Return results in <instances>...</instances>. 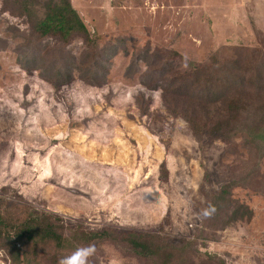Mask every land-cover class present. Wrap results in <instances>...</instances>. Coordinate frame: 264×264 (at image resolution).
Segmentation results:
<instances>
[{"label": "rangeland", "instance_id": "374dc122", "mask_svg": "<svg viewBox=\"0 0 264 264\" xmlns=\"http://www.w3.org/2000/svg\"><path fill=\"white\" fill-rule=\"evenodd\" d=\"M45 1L28 0L37 17ZM71 5L99 47L124 40L103 83L89 84L75 71L70 82L57 85L45 73L60 60L78 63L88 53L83 38L65 44L37 38L34 21L0 0V197L87 230L155 234L160 246L177 249L172 264H264V159L249 153L240 136L196 137L167 110L160 89L141 83L146 67L127 75L135 53L146 48L177 54L181 71L238 52L264 53V0ZM36 57L37 69L23 67L24 59ZM231 181L232 199L252 211L251 219L226 224L223 215L206 217V192ZM95 248L88 264L161 262L111 243ZM23 251V264L60 259L52 244ZM0 264H13L2 247Z\"/></svg>", "mask_w": 264, "mask_h": 264}, {"label": "trees", "instance_id": "16d2710c", "mask_svg": "<svg viewBox=\"0 0 264 264\" xmlns=\"http://www.w3.org/2000/svg\"><path fill=\"white\" fill-rule=\"evenodd\" d=\"M9 2L15 6L13 13L29 17L31 23L34 21L31 29L37 38H55L63 44L75 35L83 38L88 53L82 55L78 63L74 58L70 63L60 60L57 69L53 65L54 70L50 68L45 73L56 79L57 85L70 82L75 71L89 84L105 81V69L112 55L117 53L118 45L124 43L123 39H119L118 44L99 47L72 7L71 0L45 1L41 17H37L36 8H31L28 0ZM176 59L181 61L175 53L152 52L146 48L135 53L127 75L132 76L140 72L142 66L146 67L140 75L141 83L152 90L160 89L167 110L182 117L196 137L205 134L231 140L240 136L249 153L258 161L264 159V53L238 52L231 59L221 61L214 58L209 64L195 66L189 71L179 70ZM36 61L37 57L26 58L21 63L24 68L35 70L38 67ZM138 101L142 107L143 97ZM235 186L231 181L218 191L206 192V217L223 215L226 224L251 219L252 211L231 197ZM161 242L163 246L157 243V235L152 233L87 230L80 224L64 222L45 211L28 209L26 204L9 197H0V247L7 250L13 264L27 263L23 249L28 245L52 244L56 250L54 258H62L78 247H96L103 243L114 244L136 257L172 264L177 249Z\"/></svg>", "mask_w": 264, "mask_h": 264}, {"label": "clouds", "instance_id": "9594fccd", "mask_svg": "<svg viewBox=\"0 0 264 264\" xmlns=\"http://www.w3.org/2000/svg\"><path fill=\"white\" fill-rule=\"evenodd\" d=\"M205 215H208L207 211ZM95 252L96 248L94 245L78 247L70 255L60 258L58 264H88L89 258L92 257Z\"/></svg>", "mask_w": 264, "mask_h": 264}]
</instances>
